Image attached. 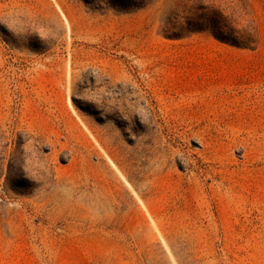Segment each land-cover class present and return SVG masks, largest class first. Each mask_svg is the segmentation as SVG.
Listing matches in <instances>:
<instances>
[{"label": "rangeland", "instance_id": "rangeland-1", "mask_svg": "<svg viewBox=\"0 0 264 264\" xmlns=\"http://www.w3.org/2000/svg\"><path fill=\"white\" fill-rule=\"evenodd\" d=\"M165 1L0 0V264H264V0L255 50Z\"/></svg>", "mask_w": 264, "mask_h": 264}, {"label": "trees", "instance_id": "trees-1", "mask_svg": "<svg viewBox=\"0 0 264 264\" xmlns=\"http://www.w3.org/2000/svg\"><path fill=\"white\" fill-rule=\"evenodd\" d=\"M99 12L140 10L162 0H82ZM163 9V33L181 37L208 33L237 48L255 50L261 34L252 0H166Z\"/></svg>", "mask_w": 264, "mask_h": 264}]
</instances>
